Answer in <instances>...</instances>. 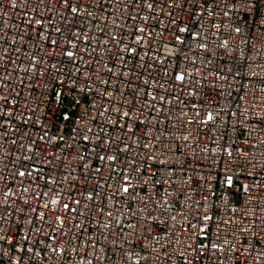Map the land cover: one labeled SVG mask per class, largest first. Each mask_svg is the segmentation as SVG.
I'll list each match as a JSON object with an SVG mask.
<instances>
[{
    "label": "built area",
    "instance_id": "1",
    "mask_svg": "<svg viewBox=\"0 0 264 264\" xmlns=\"http://www.w3.org/2000/svg\"><path fill=\"white\" fill-rule=\"evenodd\" d=\"M77 4L0 0V264H264V0Z\"/></svg>",
    "mask_w": 264,
    "mask_h": 264
},
{
    "label": "snow or ice",
    "instance_id": "2",
    "mask_svg": "<svg viewBox=\"0 0 264 264\" xmlns=\"http://www.w3.org/2000/svg\"><path fill=\"white\" fill-rule=\"evenodd\" d=\"M64 4L66 7L70 8L71 13H76L78 11L79 5H73V0H64ZM152 5H149V7H151ZM177 39H179V37H177ZM53 43H57V41H53ZM67 55L69 57L73 56L72 52H68ZM3 115L0 114V119H3ZM101 159H104V157H101ZM108 159H114V157H108ZM21 176L25 175V173L21 172L20 173ZM124 191H128L127 187H125ZM65 208H68V205L65 204L64 205ZM205 219H210L208 216H205Z\"/></svg>",
    "mask_w": 264,
    "mask_h": 264
}]
</instances>
